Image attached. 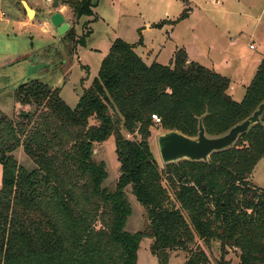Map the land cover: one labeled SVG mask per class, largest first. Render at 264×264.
Wrapping results in <instances>:
<instances>
[{
	"label": "trees",
	"instance_id": "16d2710c",
	"mask_svg": "<svg viewBox=\"0 0 264 264\" xmlns=\"http://www.w3.org/2000/svg\"><path fill=\"white\" fill-rule=\"evenodd\" d=\"M62 4L79 19L93 13L95 0ZM140 43L114 39L74 106L59 87L30 79L13 91L29 110L17 119L0 111V264H137L143 238L160 264L176 249L188 250L182 264H212L198 240L219 243L217 264L230 263L231 249L238 264H264V190L249 180L264 157V112L261 123L207 161L160 164L148 141L154 126L194 137L202 118L205 133L218 136L247 118L264 100V54L235 101L230 79L184 48L168 64H147L135 52ZM110 136L119 167L107 186L106 165L93 150ZM18 147L32 168L17 161ZM127 187L145 211L143 230L125 227Z\"/></svg>",
	"mask_w": 264,
	"mask_h": 264
},
{
	"label": "rangeland",
	"instance_id": "374dc122",
	"mask_svg": "<svg viewBox=\"0 0 264 264\" xmlns=\"http://www.w3.org/2000/svg\"><path fill=\"white\" fill-rule=\"evenodd\" d=\"M33 10L28 15L22 0H0V111L10 118H19L20 110H29L14 101L13 91L21 83L39 79L60 88V96L74 106L83 88L97 75L101 61L112 41L121 38L136 44L135 52L147 64L156 61L168 64L175 51L184 48L190 59L208 68L227 60L230 68L248 64V59L264 53V0H95L91 15L76 18L68 5L57 0H23ZM61 12L74 34H58L50 23L54 12ZM187 16L173 23L180 14ZM162 22L161 26H155ZM84 37L85 43L78 44ZM254 46V50L249 49ZM255 66L247 67V74ZM218 70V68H217ZM254 71V70H253ZM228 75V74H227ZM242 86L236 92H242ZM156 125V124H155ZM162 129L151 128L150 149L161 163L156 136ZM126 137L131 134L123 131ZM138 138V137H137ZM26 168L33 163L21 147L13 152ZM94 157L106 165L104 185H112L118 176L114 138L110 136L94 145ZM2 165L0 164V184ZM249 180L264 190V157L255 165ZM130 215L129 231L143 230L147 224L145 211L126 188ZM151 239L143 238L137 250V264H160L150 252ZM212 264L221 256L219 243L205 244L198 240ZM193 247V246H192ZM188 250L176 249L168 255L167 264H182ZM229 264H238V254L231 249L225 256Z\"/></svg>",
	"mask_w": 264,
	"mask_h": 264
},
{
	"label": "water",
	"instance_id": "95a60500",
	"mask_svg": "<svg viewBox=\"0 0 264 264\" xmlns=\"http://www.w3.org/2000/svg\"><path fill=\"white\" fill-rule=\"evenodd\" d=\"M57 3L58 1L55 0L53 6H57ZM22 5L29 15L31 8L23 0ZM49 21L60 35H63L69 29V24L59 11L51 14ZM263 112L264 100L251 115L218 136H208L205 133L202 118L199 119L198 134L194 137L187 136L177 130H162L156 136L161 163H175L180 160L207 161L212 152L232 147L238 137L248 131L251 125L261 123L260 118Z\"/></svg>",
	"mask_w": 264,
	"mask_h": 264
},
{
	"label": "crops",
	"instance_id": "0c3cea01",
	"mask_svg": "<svg viewBox=\"0 0 264 264\" xmlns=\"http://www.w3.org/2000/svg\"><path fill=\"white\" fill-rule=\"evenodd\" d=\"M249 49L254 50L255 48L249 47ZM188 56H189V54H188ZM262 56L263 55H259L255 58L248 59V62H249L248 64L247 63L246 64H239L237 67L232 68L229 71L230 73L225 72V70L227 71L231 65L229 62H227V60H224V61H221L217 64L212 65L213 66L212 68L215 71H217L218 73H220L222 75H225L226 77H228L230 79V86H229L227 92L233 98V100L240 101L242 99V97L244 95V91H245V86L252 79ZM189 58H190V56H189ZM251 64H253V66H255V69H253L254 71L251 70V73L247 74V71H248L247 67L251 66ZM217 68H218V70H217ZM240 86H242V89H243L242 92L239 91V92L235 93L236 89Z\"/></svg>",
	"mask_w": 264,
	"mask_h": 264
},
{
	"label": "built area",
	"instance_id": "2783aa9c",
	"mask_svg": "<svg viewBox=\"0 0 264 264\" xmlns=\"http://www.w3.org/2000/svg\"><path fill=\"white\" fill-rule=\"evenodd\" d=\"M46 3H51L53 0H44ZM250 48H254V46L253 45H250L249 46ZM153 117V119L155 120V122H159V119L155 116V115H153L152 116Z\"/></svg>",
	"mask_w": 264,
	"mask_h": 264
},
{
	"label": "bare ground",
	"instance_id": "6f19581e",
	"mask_svg": "<svg viewBox=\"0 0 264 264\" xmlns=\"http://www.w3.org/2000/svg\"><path fill=\"white\" fill-rule=\"evenodd\" d=\"M33 14V10L31 9V11H29V15Z\"/></svg>",
	"mask_w": 264,
	"mask_h": 264
}]
</instances>
